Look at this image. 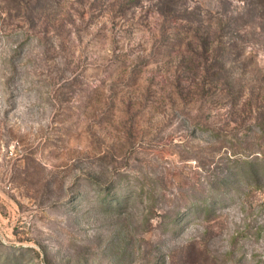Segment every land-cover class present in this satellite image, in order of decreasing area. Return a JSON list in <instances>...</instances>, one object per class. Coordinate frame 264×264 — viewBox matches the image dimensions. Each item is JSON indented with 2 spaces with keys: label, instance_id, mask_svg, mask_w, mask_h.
Listing matches in <instances>:
<instances>
[{
  "label": "rangeland",
  "instance_id": "374dc122",
  "mask_svg": "<svg viewBox=\"0 0 264 264\" xmlns=\"http://www.w3.org/2000/svg\"><path fill=\"white\" fill-rule=\"evenodd\" d=\"M249 161L264 0H0V264H264Z\"/></svg>",
  "mask_w": 264,
  "mask_h": 264
},
{
  "label": "trees",
  "instance_id": "16d2710c",
  "mask_svg": "<svg viewBox=\"0 0 264 264\" xmlns=\"http://www.w3.org/2000/svg\"><path fill=\"white\" fill-rule=\"evenodd\" d=\"M248 163L250 164V167H249L248 171H247V169L244 170V167H243V170H244L246 175L248 174V176L249 175L250 176H257L259 174H263L264 173V167L261 166L260 162L256 163L254 161H249ZM240 169H241V167H240ZM244 172H242V173H244Z\"/></svg>",
  "mask_w": 264,
  "mask_h": 264
}]
</instances>
